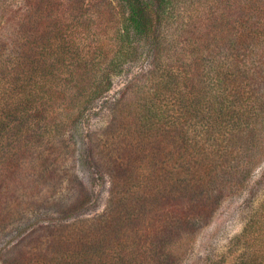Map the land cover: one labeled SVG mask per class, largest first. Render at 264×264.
Here are the masks:
<instances>
[{
	"label": "trees",
	"instance_id": "obj_1",
	"mask_svg": "<svg viewBox=\"0 0 264 264\" xmlns=\"http://www.w3.org/2000/svg\"><path fill=\"white\" fill-rule=\"evenodd\" d=\"M204 1L0 0L4 264H182L177 241L247 185L264 160V0ZM200 2L216 8H183ZM77 144L110 183L92 217ZM249 203L234 251L202 264H264V199Z\"/></svg>",
	"mask_w": 264,
	"mask_h": 264
},
{
	"label": "rangeland",
	"instance_id": "obj_2",
	"mask_svg": "<svg viewBox=\"0 0 264 264\" xmlns=\"http://www.w3.org/2000/svg\"><path fill=\"white\" fill-rule=\"evenodd\" d=\"M204 1V0H203ZM205 2V1H204ZM200 2L201 6H184V9L192 13H204L208 9L215 6L206 5ZM197 24L203 21H193ZM192 23V22H191ZM138 67L132 68V71H137ZM134 74L123 75L116 79V84L109 92L106 98H112L116 94L123 91L131 78L134 79ZM104 100V99H103ZM104 104L100 101L98 104V111L92 118L90 124L93 129L106 124L108 116L106 110L101 106ZM83 145L77 144V153L70 156L68 164L75 168L76 173L83 182V184L91 191V199L93 203L86 212V217H92L101 213L109 198L110 183L107 176H102L101 173L95 168L91 169L84 163L85 156H80ZM65 182L59 187V194L63 198H75L80 192L79 187L76 185L71 186L69 189V175L61 173ZM72 185V183H71ZM75 192V193H74ZM74 193V195H73ZM264 199V160L254 171V174L247 185L234 193L232 196L224 200L220 207L216 209L211 215L204 226H201L197 231H190L184 234L175 245V252L179 256L186 255L183 258L182 264H202L207 257L226 256L228 252L234 251L233 238L239 235L243 229L244 223L251 213L253 207L249 201H253V206L257 205L259 201ZM85 217V216H84ZM5 240L0 238V248ZM240 251H237V255ZM2 256V257H1ZM4 256L0 254V264H4Z\"/></svg>",
	"mask_w": 264,
	"mask_h": 264
}]
</instances>
